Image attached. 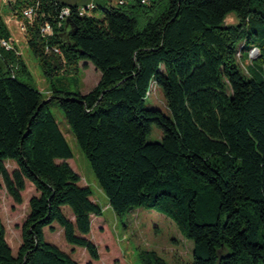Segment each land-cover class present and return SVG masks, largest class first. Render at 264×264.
Returning a JSON list of instances; mask_svg holds the SVG:
<instances>
[{
    "label": "trees",
    "instance_id": "1",
    "mask_svg": "<svg viewBox=\"0 0 264 264\" xmlns=\"http://www.w3.org/2000/svg\"><path fill=\"white\" fill-rule=\"evenodd\" d=\"M109 1L11 4L21 18L35 10L28 47L46 76L91 63L101 78L87 94L54 86L45 96L0 44V175L17 205L26 181L38 193L17 255L0 216V264H79L46 241L54 224L99 260L88 236L103 209L67 162L73 151L54 103L117 216L145 207L172 219L193 242L192 264H264V0ZM47 24L52 34H43ZM9 38L0 12V43ZM157 88L164 110L147 105ZM152 124L159 142H148ZM6 161L16 164L12 173ZM140 259L168 264L152 250Z\"/></svg>",
    "mask_w": 264,
    "mask_h": 264
},
{
    "label": "rangeland",
    "instance_id": "2",
    "mask_svg": "<svg viewBox=\"0 0 264 264\" xmlns=\"http://www.w3.org/2000/svg\"><path fill=\"white\" fill-rule=\"evenodd\" d=\"M95 2L99 5H104L105 2L112 5L116 3L109 0H95ZM0 12L4 25L10 33V38L4 40L8 41L13 48L6 51H13L27 65L31 77L22 80L31 87L49 96L54 86L59 90L73 92L79 90L82 94H87L98 85L101 74L91 63L81 64L78 74L61 71L53 77L46 76L39 59L28 47V32L22 29L25 26L27 30L28 23L19 17L5 0H0ZM97 14L100 15L99 12ZM227 20L230 24H237L233 15ZM250 55L255 59L258 51L253 50ZM147 105L165 109L160 89L157 88L147 99ZM50 110L73 151V158L67 161L68 164L81 177L80 186L90 187L92 200L103 209L101 217H94L92 231L88 236V239L98 247L99 260L92 261L85 249L69 245L58 224H54V230L45 229L46 241L68 254L79 264H142L140 253L147 250L156 251L168 264H192L193 242L181 234L172 219L145 207H132L122 216L114 213L60 106L54 103L50 106ZM160 139L161 130L152 124L148 142H159ZM4 164L9 173L17 168L14 162L6 161ZM37 194L34 185L26 181V190L22 192L23 204L17 205L8 195L0 175V216L6 227L7 242L14 255H17L22 243V226L29 214V200ZM64 210L66 216L71 218V210L69 208Z\"/></svg>",
    "mask_w": 264,
    "mask_h": 264
},
{
    "label": "built area",
    "instance_id": "3",
    "mask_svg": "<svg viewBox=\"0 0 264 264\" xmlns=\"http://www.w3.org/2000/svg\"><path fill=\"white\" fill-rule=\"evenodd\" d=\"M5 1L8 2L9 5H11L12 3L15 2V0H5ZM64 14H65V15H68V14H69V11L66 10V11L64 12ZM34 18H35V10H34L33 8H26V9H24V11L22 12V19H23L25 22L32 23V22L34 21ZM22 29H23L24 31L27 32L25 26H23ZM42 32H43V34H45V35H47V34H52L51 26L48 25V24L45 25V27L42 29ZM0 44H1V46H2L3 48H5L6 50H12V49H13L12 46H11V44H10L8 41H6V40H1V43H0ZM46 53H48V54L55 53V54H57V55H62L61 52H60V50L57 49V48H53V49H49V48H47V49H46Z\"/></svg>",
    "mask_w": 264,
    "mask_h": 264
},
{
    "label": "crops",
    "instance_id": "4",
    "mask_svg": "<svg viewBox=\"0 0 264 264\" xmlns=\"http://www.w3.org/2000/svg\"><path fill=\"white\" fill-rule=\"evenodd\" d=\"M93 219H94V217H92V227H93ZM91 231H92V229H91Z\"/></svg>",
    "mask_w": 264,
    "mask_h": 264
}]
</instances>
